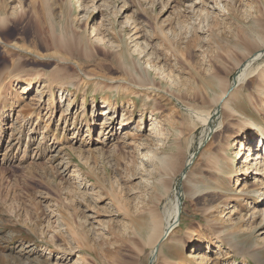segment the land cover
Returning <instances> with one entry per match:
<instances>
[{
    "label": "rangeland",
    "instance_id": "obj_1",
    "mask_svg": "<svg viewBox=\"0 0 264 264\" xmlns=\"http://www.w3.org/2000/svg\"><path fill=\"white\" fill-rule=\"evenodd\" d=\"M0 10V264H264V0Z\"/></svg>",
    "mask_w": 264,
    "mask_h": 264
},
{
    "label": "bare ground",
    "instance_id": "obj_2",
    "mask_svg": "<svg viewBox=\"0 0 264 264\" xmlns=\"http://www.w3.org/2000/svg\"><path fill=\"white\" fill-rule=\"evenodd\" d=\"M1 11V10H0ZM1 14V13H0ZM63 36V35H62ZM64 38H63V41L64 42H67L68 40H67V38H68V36L66 35H64L63 36ZM66 37V38H65ZM62 38V37H61ZM70 42V41H69ZM68 42V43H69ZM73 42V41H72ZM70 44V43H69ZM258 56H260V53L257 55V57ZM255 59V58H254ZM251 62V60H248V61H245L239 68H238V72H237V76H236V78H235V80H236V85L238 84V82H240L241 81V77H244V75H246V76H248V72H249V69H247L248 68V65H249V63ZM235 87V86H234ZM233 88V86L230 88V89H232ZM108 107V109H109V107L110 106H107ZM216 111V110H215ZM220 111V110H219ZM219 111L218 112H214V114L213 115H211L210 116V114H208V115H200V114H197L198 115V118L202 121V123H203V129H204V135H203V138H199V141H198V143H199V145L202 143V141L205 139V137L207 138V136H208V133L210 132V131H213V129H212V124L214 125V123H215V121H216V118L218 117V115H217V113H219ZM111 114V113H110ZM67 115H69V114H67ZM107 123L106 122H102V125H106ZM259 130H260V132H261V137H260V143H261V145H259L260 143H258V152H256L255 153V155H249V151L250 150H248V152H247V154L249 155V156H253V159H251V160H254V165H255V167L257 168V167H259L260 168V170L259 169H256V173H255V175H263L264 176V157H263V155H262V153L260 152V150H262V147H263V144H264V128L262 127V128H260L259 127ZM202 133H203V130H202ZM20 135V134H19ZM201 136V135H200ZM209 137V136H208ZM192 155H193V153L192 154H189L187 157H186V159H185V161H184V165H183V168H182V171H181V173H180V175L183 173V171L186 169V166H188V164L190 163V161H191V157H192ZM248 160V156L245 158V163H246V167L250 164V162H248L247 161ZM249 168H246V170H248ZM259 171H261V172H259ZM259 198L261 199V201H263V203H264V193H262V194H260L259 195ZM180 204H179V202H178V200L176 199V204H174L173 206H172V209H171V211L170 212H168V213H166V216H165V219H164V221H163V223H162V225H161V230L159 231V233H158V235H159V237H157V238H155L154 239V237H155V233L158 231V229H159V224L158 223H154L153 224V233H152V235L149 237V239L152 241V240H154V242H156V240L158 239V241H160V239H162L164 236H166V233H167V231H168V228H170V227H172L173 226V228H174V223L176 222V217L179 215V213H180ZM175 220V221H174ZM172 228V229H173ZM262 228V227H261ZM258 229H260V228H258ZM257 229H255V231H256ZM170 233V232H169ZM168 233V234H169ZM168 236V235H167ZM166 236V237H167ZM166 239V238H165ZM163 242V241H162ZM161 242V243H162ZM30 251V250H29ZM28 251H26V253H27ZM31 252H32V250H31ZM153 252H154V249L152 250V256H153ZM208 253H213V251H211V250H209V252ZM28 254V253H27ZM200 257V256H199ZM199 257H197V259L199 258ZM154 261V260H153Z\"/></svg>",
    "mask_w": 264,
    "mask_h": 264
},
{
    "label": "water",
    "instance_id": "obj_3",
    "mask_svg": "<svg viewBox=\"0 0 264 264\" xmlns=\"http://www.w3.org/2000/svg\"><path fill=\"white\" fill-rule=\"evenodd\" d=\"M233 87L234 86H236V80L234 79L233 80ZM220 110V106H218V107H216V111L215 112H218ZM212 131H210L209 133H208V136H209V134L211 133ZM207 136V137H208ZM198 149V148H197ZM197 151L198 150H195L194 151V153H193V155H192V157H191V161H190V163L188 164V166H186V169L183 171V173L180 175V177H179V183H178V187L176 188V191H175V193H174V195L176 196V198H177V200H178V202H179V204H180V208H181V182H182V180H183V178H184V176H185V174H186V172L188 171V169H189V167L191 166V164L193 163V160H194V158H195V155L197 154ZM180 210V209H179ZM177 219L176 220H178V216L176 217ZM172 228H173V226L172 227H170V228H168V231H167V233H166V236L168 235V233L172 230ZM166 236H164L159 242H158V244L155 246V248H154V252H153V256H152V258H151V260H150V263L149 264H153V259H155V257L158 255V252H159V248H160V244H161V242L166 238Z\"/></svg>",
    "mask_w": 264,
    "mask_h": 264
}]
</instances>
